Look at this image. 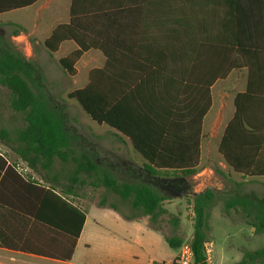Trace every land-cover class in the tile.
<instances>
[{
  "label": "trees",
  "instance_id": "trees-1",
  "mask_svg": "<svg viewBox=\"0 0 264 264\" xmlns=\"http://www.w3.org/2000/svg\"><path fill=\"white\" fill-rule=\"evenodd\" d=\"M37 1L0 0V15ZM65 42L77 46L59 62L70 77L90 50L106 58L102 69L91 71L89 84L68 98L92 121L128 138L154 180L120 182L92 154L78 149V137L63 112L29 83L31 74H40L38 67L5 47L0 51V90H7L8 106L21 116L22 127L0 129V143L39 180L18 175L17 196L0 198V248L70 261L86 222L76 200L87 187L129 201L151 224L169 216L179 229L181 219L164 207L168 199L158 192L159 182L163 177L169 183L185 181L199 172L211 88L233 70H248V87L235 98V115L218 153L234 173L264 177V87L258 84L264 80V0H72L69 23L57 26L44 47L54 55ZM12 171L9 167L0 179V194L10 186ZM190 198L195 264H206L210 210L219 202L227 215L238 212L256 234L264 235L263 197L208 188ZM99 207L118 211L105 200ZM166 241L175 251L185 243L183 238ZM234 264H264V247L244 251Z\"/></svg>",
  "mask_w": 264,
  "mask_h": 264
},
{
  "label": "rangeland",
  "instance_id": "rangeland-1",
  "mask_svg": "<svg viewBox=\"0 0 264 264\" xmlns=\"http://www.w3.org/2000/svg\"><path fill=\"white\" fill-rule=\"evenodd\" d=\"M62 2L63 0H59V3ZM46 14L45 12L41 14L37 29L35 25L38 17L37 10L26 9L0 15V51L9 47L26 58L27 55L35 53L39 63L34 58L29 61L38 67L40 74H31L29 83L35 92L47 100L53 108L63 112L67 126L78 137L76 147L92 154L94 160L120 182L149 183L145 172L146 161L129 144L122 143L114 137L109 132L111 129L108 126L98 125L92 121L75 100L68 98L74 90L84 88L88 84L91 66L98 60H101L103 64L104 56L97 51L86 54L78 65L79 74L76 77H70L63 71L59 62L69 55V50L76 49L74 43H69L58 54L52 55L43 45L36 46L33 37L27 33H19L13 38L14 33L20 31L19 26L15 24L22 25L27 32L35 30L36 36L43 38L46 34L42 32L49 30L50 24L57 22L56 18L59 16L55 14L53 21L47 23L43 19ZM86 62H90V67H86ZM7 97V90L4 88L0 90V129L5 128L12 131L22 127V119L9 108ZM213 97L214 106L203 123L204 134L199 172L185 180L188 186L185 191H168L157 188L158 192L168 199L164 207L172 215L180 217L179 229L174 228L169 216H163L156 224H151L148 217H143L140 212L132 210L129 201H124L105 189L87 187L80 192L81 200H76L78 205H82L86 210L88 217L77 251V259L112 258L114 260L124 259L131 263L138 260L148 261L150 258L162 260L177 255V251L169 246L166 238H183L185 243L192 240L195 214L191 194L200 193L208 188L222 189V191H228L230 188L225 180L230 171L224 168L222 158L218 153L220 138L213 140L209 133L208 121L213 118L218 107L215 91ZM229 112H232V106L227 111L224 122L227 121ZM247 189L248 193L252 190L255 192L256 186L250 184ZM103 200L108 206L115 205L123 219L127 220L126 218L132 217L138 221H147L149 227L160 233L153 230L143 231V225H138L137 229L133 230L134 226H127L119 220L117 218L119 215L114 210L99 208ZM210 214L208 240L214 243L213 254L216 264H233L242 259L244 251L264 247V235H258L254 230L252 231L253 228L247 225L240 216L234 213L231 217L227 215L221 202L211 208ZM152 237L153 240L149 241Z\"/></svg>",
  "mask_w": 264,
  "mask_h": 264
},
{
  "label": "crops",
  "instance_id": "crops-1",
  "mask_svg": "<svg viewBox=\"0 0 264 264\" xmlns=\"http://www.w3.org/2000/svg\"><path fill=\"white\" fill-rule=\"evenodd\" d=\"M71 5H72V0H63L62 3H59V0H38L32 6L25 8V9H21V10L34 9V10L38 11V17L36 19V24H35L36 29L39 27L38 23L40 22V19L42 17L41 16L42 13H44V12L47 13L46 16L43 17L44 21H46L47 23H51L53 21V16L55 14L59 15L58 18H56L57 22L50 24L51 27L48 28L49 30H45L44 32H42V34H44V33L46 34L43 38L37 37L35 30H33L32 32H27L26 29L22 25H18V24H15V25L19 26V29L21 31L20 33H27L30 37H33L36 46H41V45L44 46L45 41L51 36L52 32L54 31V29L57 26H59L60 24L69 23ZM53 6H56L57 8H52ZM17 11H20V10H17ZM14 12H16V11H14ZM10 13H12V12H10ZM15 37L16 36L14 35L13 38H15ZM69 43H71V42L63 43L60 46V49L56 54H58L62 50V48L64 46L68 45ZM76 49H77V46H76ZM76 49L69 50V54H71ZM92 51L95 52L97 50H90L86 54H88ZM97 52H100V51H97ZM31 58H34V60L39 63V59L36 58L35 53H33L32 55H27L28 61ZM80 61L78 62L77 66H76L77 75L79 74L78 65H79ZM89 63L90 62H86V64H85L86 67H88V66L90 67ZM101 63H102L101 60H98V62L96 64H93V66H91V68L89 70V74H88V84H89V75H90L91 71H93L95 69H102L106 64V58H105L104 63L103 64H101ZM98 65H100V66H98ZM76 76H74V77H76ZM258 84H259V86L264 87V80L260 81ZM247 87H248V70L243 69V70H233L232 72H230L228 74V76L226 78L217 80L211 88L212 106H211V109L209 110V112L212 110V108L214 106V97H213L214 91L217 93L218 107L216 109V112H215L213 118L208 121V126H209V133L212 136L211 138H213V140L220 138L219 145H220V142L224 136V133H225V130H226L228 124L231 122V120L233 119V117L235 115V98L238 94L245 93L247 90ZM81 89H83V88H81ZM77 90H80V89H77ZM74 91H76V90H74ZM230 106H232V112L228 113L227 121L224 122V117L227 114V111L230 109ZM209 112L207 113V115L209 114ZM261 115H262L260 117L261 118V125L263 126L262 128L264 130V106L261 107ZM203 123H204V121H203ZM109 132L114 137H116L119 141H121L122 143H126V144H129L131 146V142L128 138L122 136L121 134L115 132L112 129ZM203 134H204V129H203ZM118 135H120V136H118ZM131 148H132V146H131ZM218 148H219V146H218ZM0 157H2V160L0 159V179L3 178V176L6 173V170L9 167L12 168V170H13L10 173V178H11V181L9 183L10 186L8 187V189H6L5 191H2V193L0 194V198L3 199L4 201H6V199H10L12 197L17 196V182H18L17 176L18 175L22 178H24V177L28 178L31 176V178L33 180L34 179L39 180V176L36 173H34L32 170H30L28 168V166L26 165V163H24L15 153H13L10 148H8L7 146H5L4 144H1V143H0ZM221 161H222V165L224 166V168H227L230 171L228 176L225 178L227 183H229L230 188L228 191H224V192H227L228 194H231V195H246V194H249L247 186L250 184H252V185L254 184L256 186L255 192L252 190L250 193H254L258 197L264 198V177H261V178H245V177H242L241 175L236 174L233 171H231L229 169V167L225 164L223 158ZM161 179H163L164 181L168 180L167 177H163ZM215 190L222 191V189H215ZM79 206L86 213V210L82 207V205L79 204ZM115 212H117V211H115ZM233 213L235 215L240 216V214L236 211H231L229 216L231 217V215ZM118 215H119V213H118ZM87 218L88 217H87V213H86L85 226L83 228V231H82L80 238L77 241L74 254H73L70 261L53 260V259H49V258H43V257L35 256L33 254L13 252V251L7 250L5 248H0V264H162L163 262L171 260V259L175 258V256H176V255L169 256V257L164 258L162 260L150 258L148 261H144V260L139 261L138 260L134 263L126 262V260H124V259L114 260L112 258H101L99 260H83L82 258L77 259V251L79 248L80 241L84 235L85 227L87 224ZM117 218L119 220H121L122 222H124L125 224H127V226H134L133 230L137 229L136 226L143 225L144 226L143 231L151 232V230H153L154 232L160 233L159 231H156V230L152 229L151 227H149L147 221H138L136 219L125 220L120 215ZM227 222H229V221H227ZM253 230L255 231L254 228L252 229V231ZM152 240H153V237L150 238L149 241H152ZM151 245H152V243H151ZM256 250H258V249H256ZM251 251H255V250H251ZM239 261H236V262H239ZM236 262H234V263H236Z\"/></svg>",
  "mask_w": 264,
  "mask_h": 264
},
{
  "label": "built area",
  "instance_id": "built-area-1",
  "mask_svg": "<svg viewBox=\"0 0 264 264\" xmlns=\"http://www.w3.org/2000/svg\"><path fill=\"white\" fill-rule=\"evenodd\" d=\"M214 243L207 240L204 244L206 264H216L213 254ZM162 264H195V255L191 241L184 243L177 251L175 258L165 261Z\"/></svg>",
  "mask_w": 264,
  "mask_h": 264
},
{
  "label": "flooded vegetation",
  "instance_id": "flooded-vegetation-1",
  "mask_svg": "<svg viewBox=\"0 0 264 264\" xmlns=\"http://www.w3.org/2000/svg\"><path fill=\"white\" fill-rule=\"evenodd\" d=\"M148 178H149L148 182L150 180H152V181L154 180L149 175H148ZM159 184H160V186H158V187H160L162 190H168V191H176V190L185 191V190H187V187H188L186 185L185 181H176L174 183H169L166 181H160Z\"/></svg>",
  "mask_w": 264,
  "mask_h": 264
},
{
  "label": "water",
  "instance_id": "water-1",
  "mask_svg": "<svg viewBox=\"0 0 264 264\" xmlns=\"http://www.w3.org/2000/svg\"><path fill=\"white\" fill-rule=\"evenodd\" d=\"M193 194H195V193H192L191 195H193Z\"/></svg>",
  "mask_w": 264,
  "mask_h": 264
}]
</instances>
